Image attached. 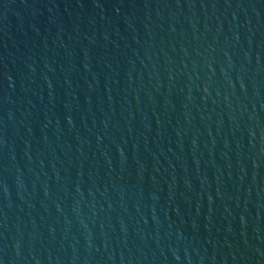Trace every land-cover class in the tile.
Here are the masks:
<instances>
[{"label":"water","instance_id":"95a60500","mask_svg":"<svg viewBox=\"0 0 264 264\" xmlns=\"http://www.w3.org/2000/svg\"><path fill=\"white\" fill-rule=\"evenodd\" d=\"M0 264H264V0H0Z\"/></svg>","mask_w":264,"mask_h":264}]
</instances>
